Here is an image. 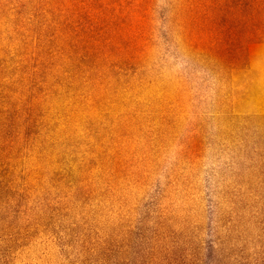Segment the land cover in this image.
Masks as SVG:
<instances>
[{"label": "rangeland", "instance_id": "1", "mask_svg": "<svg viewBox=\"0 0 264 264\" xmlns=\"http://www.w3.org/2000/svg\"><path fill=\"white\" fill-rule=\"evenodd\" d=\"M206 12L0 0V264H264V32Z\"/></svg>", "mask_w": 264, "mask_h": 264}, {"label": "trees", "instance_id": "2", "mask_svg": "<svg viewBox=\"0 0 264 264\" xmlns=\"http://www.w3.org/2000/svg\"><path fill=\"white\" fill-rule=\"evenodd\" d=\"M206 5V14L212 19L220 18L225 21L231 16L250 20V24L239 27L241 39L246 34L264 32V0H203ZM97 56L93 59V66L97 63Z\"/></svg>", "mask_w": 264, "mask_h": 264}]
</instances>
